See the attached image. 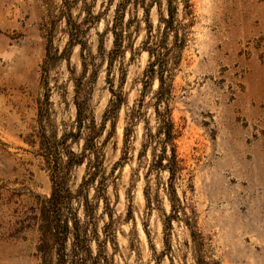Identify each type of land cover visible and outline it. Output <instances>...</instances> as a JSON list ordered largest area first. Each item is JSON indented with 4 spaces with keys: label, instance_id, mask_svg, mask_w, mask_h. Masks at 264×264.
<instances>
[{
    "label": "rangeland",
    "instance_id": "1",
    "mask_svg": "<svg viewBox=\"0 0 264 264\" xmlns=\"http://www.w3.org/2000/svg\"><path fill=\"white\" fill-rule=\"evenodd\" d=\"M139 1L0 0V264H58L56 171L71 194L61 218L78 222L64 264H264V0H173L172 17L167 0ZM159 70L180 131L170 182L147 172L151 147L138 157ZM138 99L146 120L124 147Z\"/></svg>",
    "mask_w": 264,
    "mask_h": 264
},
{
    "label": "trees",
    "instance_id": "2",
    "mask_svg": "<svg viewBox=\"0 0 264 264\" xmlns=\"http://www.w3.org/2000/svg\"><path fill=\"white\" fill-rule=\"evenodd\" d=\"M126 2V0H123ZM157 0H150L148 4H152ZM173 0H167L168 3V13L170 17H172V7L170 6ZM144 12L147 11V3L146 0L139 1ZM123 2H121L118 7L116 8V13L122 7ZM138 3V2H137ZM159 21L164 22V29L165 32L167 31L168 27L170 26V19L161 17ZM149 41V40H148ZM148 42H144V44ZM113 45L114 49H117L121 46V33L113 31ZM145 50L148 52L149 58L154 56V59L148 63L147 68L144 70V75L147 77H155V63L159 60L158 53H154L152 48H149L145 45ZM154 54V55H153ZM160 73L157 75L158 86L154 93L155 102L153 104V131L148 126V121L143 119V113L141 112L142 102L141 99H138L136 103L129 109L126 114V124L123 128V144L126 147V144L131 137V129L133 125L139 122L141 119L146 120L143 124V133H142V141H141V148L138 152V157H141L148 147H151V157L147 162L148 170L150 172L152 169H159V170H167L168 172V181L170 182L175 174L181 169L180 162L182 161L181 158L178 157L177 152V144L176 141L179 138L180 131L176 127L173 118H172V110L168 106L169 94H170V86L164 85V78ZM113 94V93H112ZM120 103V97H117L115 100L110 101V106H108L107 110L105 111L104 118L102 121V126H104V120L106 119L107 115L110 113H114L118 108ZM162 105V108L159 109V106ZM77 119H78V127L81 126V111L79 106H77ZM100 134V130L95 129L92 127L89 130V134L84 141L82 153L88 150L92 151L94 149V140ZM126 150H124V154L120 158H124L126 154ZM99 157L96 154L94 160L91 163H88V169L92 166L93 170L89 173L88 172V179L92 180L96 173V170L99 165ZM82 162V157L76 160V163L80 164ZM70 165V160H67L65 163V168ZM52 188L50 192V196L47 198L48 210L51 217V226L54 229V240L58 245V253L60 257L58 259V264H64L65 261L63 259V250H64V241L67 237V234L73 228L75 237L77 238V228L78 222L77 220L73 221L71 228L68 225L67 219L61 218V209L64 206V203L69 201L71 198V194L68 191V188L65 186L63 175H57V171L52 175ZM171 194L174 195V190L172 189L171 185Z\"/></svg>",
    "mask_w": 264,
    "mask_h": 264
}]
</instances>
